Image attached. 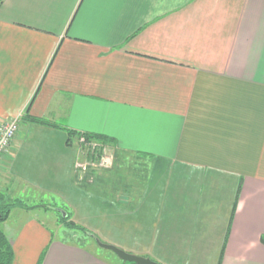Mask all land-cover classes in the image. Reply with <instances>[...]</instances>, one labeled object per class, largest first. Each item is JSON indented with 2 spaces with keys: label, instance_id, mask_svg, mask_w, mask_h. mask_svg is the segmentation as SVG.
Returning a JSON list of instances; mask_svg holds the SVG:
<instances>
[{
  "label": "crops",
  "instance_id": "0c3cea01",
  "mask_svg": "<svg viewBox=\"0 0 264 264\" xmlns=\"http://www.w3.org/2000/svg\"><path fill=\"white\" fill-rule=\"evenodd\" d=\"M27 112L63 128L22 121L0 169L14 200H70L66 129L104 135L143 162L121 179L140 215L125 251L264 264V0H4L0 125ZM51 215L14 209L13 264H117L57 238Z\"/></svg>",
  "mask_w": 264,
  "mask_h": 264
},
{
  "label": "rangeland",
  "instance_id": "374dc122",
  "mask_svg": "<svg viewBox=\"0 0 264 264\" xmlns=\"http://www.w3.org/2000/svg\"><path fill=\"white\" fill-rule=\"evenodd\" d=\"M22 121L23 119L20 120V127ZM12 143L0 160V169L4 165V158L9 153ZM103 143L106 144L104 148L112 158L111 163L107 166L101 165L100 161L97 159L90 162V157L86 155V150L79 151L80 147L76 145L78 149L76 150L77 152L73 164L75 172V180H73V183L77 187H67L68 195L71 197L70 200L67 199L66 201L64 198L62 200L61 197L65 195L61 194L45 195L43 200H40V198L38 199L36 196L34 197V195L21 194L23 201L25 200L26 202V208L15 206L11 209L8 219L15 208L31 209L36 212H39L41 208H49L50 212L53 214L51 215L52 220L56 221V225H49V227L54 231L57 238L96 251L103 258L111 260L114 263L135 264L134 262L121 259L112 250L102 247L98 239L105 244L114 245L124 251L125 249H123L122 244L130 245L133 249L138 250L137 247L141 243L137 241L122 243V241H120L122 236L135 239L136 235L130 236L133 231L132 225H134V227L140 226L135 221L130 222V220H137L136 215L140 216L139 214H135L136 210L132 208V206H135L136 196L138 194L135 190V185L131 184V186H126L121 179L125 175L138 173V171L142 169L143 162H140L135 156L129 157V154H122L121 156L113 143ZM77 163H87L88 167L86 170L77 168ZM9 174L10 173L6 172L0 173V178L3 176L2 179H0V194L8 196V200H14L13 197L18 193L12 192L11 182L13 178L12 175L10 174L9 176ZM124 189L129 191V200L126 199L123 203H131L130 199H133V204H126L121 207L120 201ZM42 204L43 206H41ZM73 204L77 206V209L74 208ZM58 209L61 211L59 212ZM61 212L63 214L65 212L66 215L70 214V219H68L70 222L60 220ZM14 217L15 216L10 219L9 225L16 221ZM8 219L0 222V228L3 229L5 233L4 226ZM70 223L85 227L89 233L84 232L78 227H74ZM91 233L97 237H93ZM221 246L222 242L219 241L216 249L217 254L220 252Z\"/></svg>",
  "mask_w": 264,
  "mask_h": 264
},
{
  "label": "trees",
  "instance_id": "16d2710c",
  "mask_svg": "<svg viewBox=\"0 0 264 264\" xmlns=\"http://www.w3.org/2000/svg\"><path fill=\"white\" fill-rule=\"evenodd\" d=\"M4 2V0H0V7L2 5V3ZM23 120H27L29 122H33L36 124H40V125H46V126H52V127H58V128H63V126L53 123L52 121L46 119V118H42V117H37V116H33L30 113H25L23 115ZM65 129V128H64ZM69 132L70 137H78L81 134H85L88 138H95L98 140H101L102 142H106V143H113L112 139H110L107 136L104 135H100V134H91V133H81V132H76L73 130H69L66 129ZM26 202L21 200V199H17V200H8L7 196H5V194H0V222L5 221L6 219H8V216L10 214V211L12 208H14L15 206H20V207H25L26 208ZM58 211L60 212L61 210L58 209ZM65 214V215H64ZM64 214L61 212L60 215V220L65 221V222H70L68 221V219H70V214H67L64 212ZM72 224L74 227H78L81 230H83L86 233H89V231H87V229L85 227H81L79 225H75L73 223ZM91 235L93 237H97L96 235H94L93 233H91ZM264 240V237H263ZM14 248L12 245L11 240L9 239V237L6 235V233L4 232L3 229L0 228V264H13L14 263Z\"/></svg>",
  "mask_w": 264,
  "mask_h": 264
},
{
  "label": "built area",
  "instance_id": "2783aa9c",
  "mask_svg": "<svg viewBox=\"0 0 264 264\" xmlns=\"http://www.w3.org/2000/svg\"><path fill=\"white\" fill-rule=\"evenodd\" d=\"M22 115L7 120L2 123L0 127V160L2 156L7 152L14 137L20 129V120ZM76 144L80 147V150H86V155L90 157V162L94 159L100 161L101 165H109L111 163V156L105 150V143L101 140L88 138L85 134H81L76 138ZM93 165V164H92ZM77 168L86 170L88 167L87 163H77Z\"/></svg>",
  "mask_w": 264,
  "mask_h": 264
},
{
  "label": "water",
  "instance_id": "95a60500",
  "mask_svg": "<svg viewBox=\"0 0 264 264\" xmlns=\"http://www.w3.org/2000/svg\"><path fill=\"white\" fill-rule=\"evenodd\" d=\"M0 217H1V215H0ZM98 242L102 247L112 250L121 259H123L125 261L134 262L135 264H160V263H158V262H156L150 258L143 257V256L133 254L130 252H126V251H124V250H122V249H120L114 245H111V244H105L102 241H100L99 239H98Z\"/></svg>",
  "mask_w": 264,
  "mask_h": 264
}]
</instances>
